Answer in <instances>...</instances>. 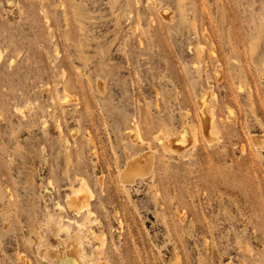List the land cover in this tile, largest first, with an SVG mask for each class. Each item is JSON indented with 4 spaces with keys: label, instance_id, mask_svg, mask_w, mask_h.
<instances>
[{
    "label": "rangeland",
    "instance_id": "rangeland-1",
    "mask_svg": "<svg viewBox=\"0 0 264 264\" xmlns=\"http://www.w3.org/2000/svg\"><path fill=\"white\" fill-rule=\"evenodd\" d=\"M50 217L87 264H264V0H0V264H67Z\"/></svg>",
    "mask_w": 264,
    "mask_h": 264
},
{
    "label": "bare ground",
    "instance_id": "bare-ground-1",
    "mask_svg": "<svg viewBox=\"0 0 264 264\" xmlns=\"http://www.w3.org/2000/svg\"><path fill=\"white\" fill-rule=\"evenodd\" d=\"M211 96H213V95H211ZM207 105L209 106V104H207ZM199 107H200V104H199ZM201 117H207V116L203 115L201 113ZM212 120L213 119L211 118L210 121L212 122ZM212 124L213 123H211V126H210V124L208 122L203 123V131L208 132L209 130H211L210 128L213 127ZM137 125H139V124H137ZM185 128H187V127H185ZM189 128H191V127L189 126ZM182 129L183 130H181L177 134H174V135L165 134L166 136L164 135L165 137L163 138V141L160 142V143H162L164 150L175 151V152L180 153V154H183V152H185L186 148H188V145L193 140H195L196 137L193 135V138H194L193 139L191 137L188 129L187 130L184 128H182ZM214 131L215 130H213V132H212V130H211L210 133L212 132L211 135L216 136V132L214 133ZM140 132H138V134ZM191 132H192V130H191ZM140 135H142V134L140 133ZM160 136H162V134L159 135V137ZM139 137L142 138L141 136H139ZM255 137H256V135H255ZM142 139H144V136ZM134 142H136V141H134ZM194 142H197V141H194ZM138 143H139V141H138ZM141 143L146 144V142H143V141H141ZM150 148H151V146H150ZM131 159L132 160L128 162V167L126 168V171L124 170V172H123L125 174L124 175L122 174L123 179L126 178L124 181H126V180L131 181L133 179L132 177L139 174L141 171H143V172H144V170L147 171L148 169L152 168V165L154 164L152 157H150L149 154L143 155V156L136 158L134 160H133V158H131ZM91 195H92V192H91L89 186L87 185L85 180H82L80 182L79 187L73 189L71 191V193L67 195L66 202H67L69 208L73 212H75L77 215H80L83 211H87V214H90V213H92V211L89 209ZM57 206L60 209V211H62L64 209L63 205L60 203H57ZM49 219H50L49 220L50 221V223H49L50 228L49 229L51 230V233L55 237V241H56V247H52V249L50 251L51 252L50 256L52 258L51 260H54V262H56V263L57 262H61V263L67 262V264H70L72 257L75 256V258H77V260L79 261V264H87L86 255L84 252V241H83L82 234L85 232V230L90 231L89 227H87L84 222H80L78 220H75V221L73 220V222H75V224L77 225V228H78V231L74 232V231H71V223H72L71 219L68 218V220H67L68 224H65L63 222L62 218L56 219V218L50 217ZM61 233H67V238L64 239L61 236ZM59 255H63L64 257L60 258ZM51 263H53V261H51Z\"/></svg>",
    "mask_w": 264,
    "mask_h": 264
}]
</instances>
